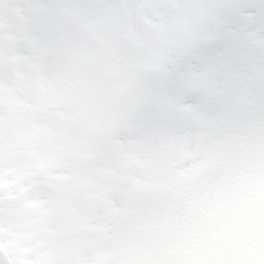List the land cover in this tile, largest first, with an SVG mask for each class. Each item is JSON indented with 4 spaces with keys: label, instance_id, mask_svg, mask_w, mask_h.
<instances>
[{
    "label": "snow or ice",
    "instance_id": "6c2138e0",
    "mask_svg": "<svg viewBox=\"0 0 264 264\" xmlns=\"http://www.w3.org/2000/svg\"><path fill=\"white\" fill-rule=\"evenodd\" d=\"M0 264H264V0H0Z\"/></svg>",
    "mask_w": 264,
    "mask_h": 264
}]
</instances>
